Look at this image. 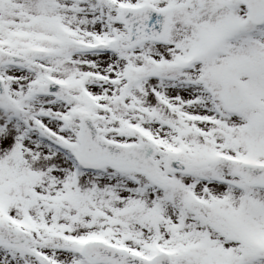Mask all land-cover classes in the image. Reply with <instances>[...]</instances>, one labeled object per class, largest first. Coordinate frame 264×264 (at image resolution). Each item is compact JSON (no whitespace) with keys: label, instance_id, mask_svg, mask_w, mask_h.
I'll return each instance as SVG.
<instances>
[{"label":"snow or ice","instance_id":"6c2138e0","mask_svg":"<svg viewBox=\"0 0 264 264\" xmlns=\"http://www.w3.org/2000/svg\"><path fill=\"white\" fill-rule=\"evenodd\" d=\"M0 264H264V0H0Z\"/></svg>","mask_w":264,"mask_h":264}]
</instances>
